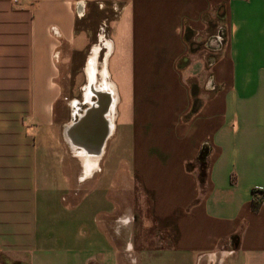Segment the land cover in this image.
<instances>
[{"label": "crops", "instance_id": "crops-1", "mask_svg": "<svg viewBox=\"0 0 264 264\" xmlns=\"http://www.w3.org/2000/svg\"><path fill=\"white\" fill-rule=\"evenodd\" d=\"M75 56L117 95L87 178L54 122ZM139 258L264 264V0H0V264Z\"/></svg>", "mask_w": 264, "mask_h": 264}, {"label": "rangeland", "instance_id": "rangeland-1", "mask_svg": "<svg viewBox=\"0 0 264 264\" xmlns=\"http://www.w3.org/2000/svg\"><path fill=\"white\" fill-rule=\"evenodd\" d=\"M107 14H108V11L104 10L100 14L96 15L97 18L95 20L93 19V22H90L91 23L90 27L93 29V32H94L93 43L97 42L98 34H100V33H103L107 37V33H108L107 23H108V20L110 19V16ZM211 30H212V33L209 36H207L208 38L204 39V42H205L204 46H205V48H210L212 50L216 47V45L219 44V39L218 40L215 39L213 42H210V38H211V40H213V37L215 34H218L219 36H221L223 31H221V28L219 29L218 27H212ZM83 44L87 45V42L85 41V43H83ZM104 52L102 51L100 54L101 59L104 58ZM82 61H83V59H81V57L77 58L75 56V57L71 58L68 65L66 66V69L64 70V73L63 74L61 73V76H63L64 80L66 81L65 82L66 86H69L70 89L62 91V95H61L59 101L56 103L55 108H54V122H55V127H56L57 133H58V139H59V141L61 143V147L64 149L65 153L68 154L69 156L71 155L72 157H73V152L70 149V145L66 144L63 141L61 132H62V129L64 128L63 127L64 123H68L70 121L74 122L76 120V119L73 120L74 116H72V112H73L72 111L73 110L72 103L74 101H79L78 102L79 114H82L88 108V106L86 104H82V102H81L82 94H83L82 89H83L84 84H85V77L82 76L83 73H80V70H79L80 66L82 65ZM76 74H78L79 76L78 75L76 76ZM75 76H76V78H75ZM57 77L59 79V76H57ZM73 85H75V88L72 89ZM43 97L44 96L41 94L37 95V106H38V109L40 110V112L44 116H46L48 114V111L46 112V108H44V105L42 104ZM94 99H96V98H94ZM115 107L117 110V106H115ZM120 109H121V106H119L118 110H120ZM74 159L76 161V158H74ZM73 163H75V162L73 161ZM78 168L79 169L75 172L77 174L80 173V176H82L83 168L80 165H78ZM70 172H71L70 175L72 176L74 171L70 170ZM134 205H135V203H134ZM133 212H135V211H133ZM127 217H131V218L124 217V218H121L120 220L123 221V223L125 222V220H131L132 221L131 223H133V224L134 223H136V224L140 223V218L137 217L136 215L133 216L131 214V215H127ZM145 237H146L145 240L147 243L154 244V245H155V243H157V241H155V238L151 232L147 233ZM159 241L161 243H165L163 240H159ZM132 260H134V258ZM137 260H138V257H137ZM157 261L155 264H173L172 260L162 261L161 259H158ZM138 264H142V260H140V258H139Z\"/></svg>", "mask_w": 264, "mask_h": 264}, {"label": "bare ground", "instance_id": "bare-ground-1", "mask_svg": "<svg viewBox=\"0 0 264 264\" xmlns=\"http://www.w3.org/2000/svg\"><path fill=\"white\" fill-rule=\"evenodd\" d=\"M102 95L106 96L108 99V104L103 112L102 115V120H103V127L106 129L105 133V139H107V136L110 135L113 124H114V119L116 115V103H117V95L116 91L114 88V85L109 81L108 74L106 73L105 69V64L102 66V71L100 73V79L95 77L94 74L88 75L87 79V85L83 89V94H82V104H86L89 108H94L100 106L99 103L101 101ZM94 98H97L94 99ZM96 101V102H95ZM78 102L79 101H74L73 103V112L72 116H74L75 120L77 116H82V114H79L78 112ZM76 103V104H75ZM80 104V103H79ZM72 122H68L66 125H64V128L62 129V135H63V140L66 144L70 145V149L73 152V155L78 158L80 161V164L83 168L82 178H87L92 175L93 171L97 169V162L99 160V157L102 153V149L104 147V144H101V148L99 152L100 154L97 153H90V148H85V147H80L72 144L71 137L69 136L68 130L70 128V125ZM94 149V147H93Z\"/></svg>", "mask_w": 264, "mask_h": 264}, {"label": "water", "instance_id": "water-1", "mask_svg": "<svg viewBox=\"0 0 264 264\" xmlns=\"http://www.w3.org/2000/svg\"><path fill=\"white\" fill-rule=\"evenodd\" d=\"M107 101V97L102 95L100 106L93 109L88 107L81 117L77 116L76 120L72 121L68 130L72 144L90 148V153L97 151L100 154V145L105 144L106 141L105 133L107 131L103 127L102 115L107 107Z\"/></svg>", "mask_w": 264, "mask_h": 264}, {"label": "trees", "instance_id": "trees-1", "mask_svg": "<svg viewBox=\"0 0 264 264\" xmlns=\"http://www.w3.org/2000/svg\"><path fill=\"white\" fill-rule=\"evenodd\" d=\"M208 149L206 148V146L204 145L199 153V156H198V159L200 161V167L202 168V171H204L205 169V160H206V157H207V154H208ZM253 209H257V203L254 204L253 206ZM15 264H18V263H15Z\"/></svg>", "mask_w": 264, "mask_h": 264}, {"label": "built area", "instance_id": "built-area-1", "mask_svg": "<svg viewBox=\"0 0 264 264\" xmlns=\"http://www.w3.org/2000/svg\"><path fill=\"white\" fill-rule=\"evenodd\" d=\"M127 247H128V248H129V250H130V246L128 245Z\"/></svg>", "mask_w": 264, "mask_h": 264}]
</instances>
